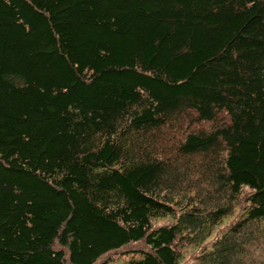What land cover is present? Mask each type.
I'll return each instance as SVG.
<instances>
[{"label": "trees", "instance_id": "trees-1", "mask_svg": "<svg viewBox=\"0 0 264 264\" xmlns=\"http://www.w3.org/2000/svg\"><path fill=\"white\" fill-rule=\"evenodd\" d=\"M0 264H264V0H0Z\"/></svg>", "mask_w": 264, "mask_h": 264}, {"label": "rangeland", "instance_id": "rangeland-1", "mask_svg": "<svg viewBox=\"0 0 264 264\" xmlns=\"http://www.w3.org/2000/svg\"><path fill=\"white\" fill-rule=\"evenodd\" d=\"M240 212H241V208L237 205L234 212L232 214L226 216L222 220V222L217 226L214 234L221 233L226 228V226H228L233 220H235L238 217ZM165 219H169V218H165ZM158 221L161 222V221H163V219L158 220ZM189 251H191V250H189ZM128 257H129V255H126L123 253L122 254H119V253L114 254V260L116 263H120V262L124 261L125 259H127Z\"/></svg>", "mask_w": 264, "mask_h": 264}]
</instances>
